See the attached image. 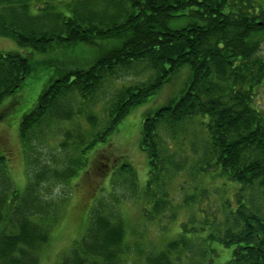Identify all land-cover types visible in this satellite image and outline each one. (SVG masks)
Listing matches in <instances>:
<instances>
[{"label":"trees","instance_id":"1","mask_svg":"<svg viewBox=\"0 0 264 264\" xmlns=\"http://www.w3.org/2000/svg\"><path fill=\"white\" fill-rule=\"evenodd\" d=\"M0 36L30 49L0 52V105L38 69L29 54L96 48L59 64L23 116L24 190L0 152V264H43L89 152L185 66L179 95L143 120L145 187L121 160L58 264H217L222 248L224 264H264V10L253 0H0ZM129 203L161 242L129 244Z\"/></svg>","mask_w":264,"mask_h":264},{"label":"rangeland","instance_id":"2","mask_svg":"<svg viewBox=\"0 0 264 264\" xmlns=\"http://www.w3.org/2000/svg\"><path fill=\"white\" fill-rule=\"evenodd\" d=\"M253 1L264 10V0ZM180 25L173 23L172 26ZM81 46L77 50L69 49L67 52L29 54L33 57V63L38 69L32 71V74L26 78L21 89L7 96L0 105V152L6 155L11 179L20 190H24L27 185L25 153L20 138L21 120L27 112L34 108L42 91L50 84L52 78L56 77L59 64L83 60L87 63L96 56L95 51L91 53L96 48L88 44ZM9 51L28 54L30 49L20 47L8 37L0 36V52ZM262 54H264V42ZM37 61L41 63H35ZM189 74V67H183L157 94L134 108L106 142L98 144L89 152L87 168L82 169L72 179V189H65L69 192L68 200L64 206L63 216L53 230L52 246L47 252L48 255L43 259V264H58L62 253L68 250L75 240L82 237L94 200L108 195L111 190L110 179L119 168L121 160L130 162L137 174L140 188L145 187L149 164L146 153L140 148L143 120L147 114L167 105L171 99L178 96ZM124 81L128 83L131 79ZM121 84L118 82V85ZM259 104L264 110V89L260 92ZM101 157H106V159H101ZM99 161L104 162L105 167L97 170L96 166ZM120 211L128 223L127 240L129 244L135 246L138 243L144 249L164 239V235L158 230L160 227L156 223L148 224L141 219L140 210L133 203L121 205ZM185 217L186 214H183L180 219H185ZM173 225L167 232L168 237L172 236L178 227L177 223ZM231 253L232 248H222L216 263L224 264L230 258Z\"/></svg>","mask_w":264,"mask_h":264}]
</instances>
